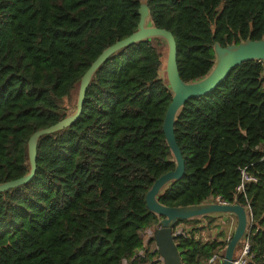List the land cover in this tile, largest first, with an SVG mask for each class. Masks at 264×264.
<instances>
[{
  "label": "trees",
  "instance_id": "16d2710c",
  "mask_svg": "<svg viewBox=\"0 0 264 264\" xmlns=\"http://www.w3.org/2000/svg\"><path fill=\"white\" fill-rule=\"evenodd\" d=\"M140 1L0 0V184L29 173V138L72 113L91 64L137 30ZM147 3L149 24L174 37L183 83L210 72L215 43L264 39V0ZM166 54L162 40L151 39L110 57L92 77L79 119L39 139L33 180L0 193V264H124L154 243L159 218L145 197L175 168L162 130L172 94L157 75ZM261 71L258 62L243 63L179 111L174 136L185 173L157 197L169 208L248 204L249 264H264ZM244 167L257 183L234 201ZM174 235L181 264L205 263L233 236L223 245L192 231ZM145 255L160 258L157 250Z\"/></svg>",
  "mask_w": 264,
  "mask_h": 264
},
{
  "label": "water",
  "instance_id": "95a60500",
  "mask_svg": "<svg viewBox=\"0 0 264 264\" xmlns=\"http://www.w3.org/2000/svg\"><path fill=\"white\" fill-rule=\"evenodd\" d=\"M138 16L137 30L129 37L116 42L104 50L81 77L74 111L57 124L31 135L27 143L29 173L20 179L0 184V193L21 187L33 180L36 173V149L39 139L43 136L63 131L79 119L90 81L105 61L119 51L137 43L151 39H161L167 48V54L164 68L159 69L157 75L161 81L167 80L172 94L162 130L166 145L174 159L175 168L173 171L159 177L146 194L145 202L148 212L159 218L157 225L152 229L151 239L163 264H181L174 242V230L178 221H190L219 214L231 215L236 219V227L232 238L224 249L222 258V264H231L236 248L250 225L246 209L243 206L204 202L198 205L169 208L160 204L157 197L170 183L180 181L185 173L184 161L174 136V125L179 111L189 100L211 94L234 68L246 62H264V39L252 41L248 38L239 44L227 45L223 48L218 43H215L213 45L214 61L210 72L199 81L183 83L177 69V52L174 37L170 32L149 24L150 16L147 0L140 1Z\"/></svg>",
  "mask_w": 264,
  "mask_h": 264
},
{
  "label": "rangeland",
  "instance_id": "374dc122",
  "mask_svg": "<svg viewBox=\"0 0 264 264\" xmlns=\"http://www.w3.org/2000/svg\"><path fill=\"white\" fill-rule=\"evenodd\" d=\"M162 68H164V63H162ZM76 100V99H75ZM74 108L70 111L73 112ZM206 203H214V201L208 200ZM217 203V200L215 201ZM220 215V214H219ZM216 215V218L209 220H204L203 218L198 219L195 222H183L175 227L174 231H183L187 235L190 234V232H193L194 236H201V232H203V238H197L200 241H204L205 239L210 240L211 242H216L221 239H225L227 237V234L229 236L233 235L236 223L233 220V217L230 215ZM202 225V226H201ZM206 225V226H205ZM221 231V232H220ZM149 233L142 232L141 237L145 244L146 241L149 240ZM241 245H238L235 251V254H237L240 251ZM156 249L155 244H150L147 247L143 248L142 251H138L135 253V257L131 258L130 260L124 262V264H134L132 261L137 260L135 264H163V261L161 258L157 259L156 257L153 258H145V254L153 253ZM146 251V252H145ZM145 252V253H144ZM216 254L221 255L222 251L221 249L216 250ZM213 264H222V259H217Z\"/></svg>",
  "mask_w": 264,
  "mask_h": 264
},
{
  "label": "built area",
  "instance_id": "2783aa9c",
  "mask_svg": "<svg viewBox=\"0 0 264 264\" xmlns=\"http://www.w3.org/2000/svg\"><path fill=\"white\" fill-rule=\"evenodd\" d=\"M258 63H260L261 68H262V71L260 73V82H261V85H262V91L264 93V62L258 61ZM262 151H263V157L262 158L264 159V146H263ZM247 168L248 167H244V168L238 169V172H239V184L235 188L234 201H236L237 197H239V196H243L244 199H246V196H245L246 186L249 185V184L257 183L256 177H254L253 175L249 174L248 171H247ZM217 202L220 203V204H228V203H225V202H221L218 199H217ZM228 205H231V204H228ZM232 205H238V204H232ZM243 207L246 209L250 225H249V227H247L246 233L244 235V237H245L244 240L243 241L241 240L242 241L241 242L242 246L240 248V251L237 253L236 257L233 258V261H232L231 264H249V261H250L248 237H249L251 226L253 224V216H252V213H251V208L249 207L248 204H246V206H243ZM200 237H202V235L197 237V238H200ZM197 238H195V239H197ZM224 249L222 250V252L224 251ZM217 259H220V257H219L218 254L215 253L211 258H209L205 263H202V264H213Z\"/></svg>",
  "mask_w": 264,
  "mask_h": 264
},
{
  "label": "crops",
  "instance_id": "0c3cea01",
  "mask_svg": "<svg viewBox=\"0 0 264 264\" xmlns=\"http://www.w3.org/2000/svg\"><path fill=\"white\" fill-rule=\"evenodd\" d=\"M220 216V215H219ZM221 217V216H220ZM214 218H216V216H213V219ZM202 226V225H201ZM206 226V225H205ZM144 232H146V233H148V231H144ZM177 231H174V233H176ZM221 232V231H220ZM201 235H202V237L201 238H203V232H201ZM195 238H197V236H195ZM229 238H230V236L227 234V237L225 238V239H221V240H218V241H216L217 243H220V244H226L227 242H228V240H229ZM210 240H208V239H205L203 242H209Z\"/></svg>",
  "mask_w": 264,
  "mask_h": 264
}]
</instances>
